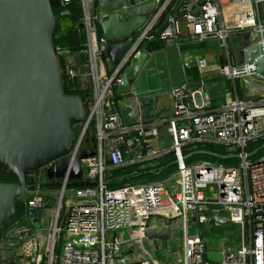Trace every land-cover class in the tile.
<instances>
[{
	"label": "built area",
	"instance_id": "obj_1",
	"mask_svg": "<svg viewBox=\"0 0 264 264\" xmlns=\"http://www.w3.org/2000/svg\"><path fill=\"white\" fill-rule=\"evenodd\" d=\"M154 1L156 14L132 39L111 71H104L109 59H102L101 54L109 40L101 36L96 42L92 20L101 23L109 12L93 15L90 11L92 0H80L88 71L79 74L78 70L69 67L67 74L79 82L86 77L90 93L83 101L86 119L79 127L71 155L75 156L83 149L94 150L93 156L81 159V167L82 179L95 185L70 188L67 172L55 181L60 183L59 187L42 186V178L32 182L36 187L27 191L31 195L27 201L29 208L48 209V198H55L47 237L48 264L53 263V250L57 244L60 245L59 264H156L149 252L143 258L131 257L130 253L145 238L147 222L153 227L158 215L168 217L171 213L183 229L181 264H264V151L252 160L251 156L261 148L252 153L246 148L249 142L264 138V76L255 72L253 64L254 58L264 57V0H230L239 7L240 17L228 27L218 23L219 10L211 0L179 1V18L174 22L168 19L158 37L168 46L177 44L178 38L182 41L183 32L187 43L217 37L221 47L228 51L230 36H248L250 41L241 48L240 64H218L211 69L207 59L201 56L192 62H183L185 68L196 67L199 81L211 75L240 79L245 97L225 92L219 108L211 110V97L203 83L187 92L171 89L176 101L172 116L167 119V131L173 139L170 150L175 171L158 181L108 187L107 171L149 163L161 155L155 144L159 137L158 125L124 121L122 111L111 98L112 88L123 84V72L144 52L142 42L155 37L154 28L169 0ZM252 50L256 52L249 60ZM196 93L198 100L190 104L189 98ZM91 123L93 136L89 134ZM198 143L223 146L225 155L234 156L237 162L231 165L206 161L188 164L183 149ZM44 187L47 191H43ZM209 207L213 215L224 211L229 221L241 230L239 247L222 253L218 262H212L206 255L207 245L200 231H188L186 227L192 212H198L196 222L200 226L210 223L213 217L206 214ZM124 230H135V233L127 237L118 235ZM34 250L35 244L31 242L18 246L16 253L32 256ZM17 261L26 264L28 260ZM0 264L4 263L0 261Z\"/></svg>",
	"mask_w": 264,
	"mask_h": 264
},
{
	"label": "water",
	"instance_id": "obj_2",
	"mask_svg": "<svg viewBox=\"0 0 264 264\" xmlns=\"http://www.w3.org/2000/svg\"><path fill=\"white\" fill-rule=\"evenodd\" d=\"M63 11L69 14L64 0ZM109 12L101 23L95 19V40L105 37L106 44L102 59L107 57L115 66L132 43L144 24L157 12L154 0H92V14ZM122 11V13L120 12ZM124 16L122 17V15ZM167 17L174 22L171 12ZM57 17L53 12L51 0H0V176L17 179V182H0V261L12 264L18 259H26L32 264L40 253L37 233L42 229L41 220L46 209H31L27 201L29 189L36 184L28 183L26 177L35 175L44 169L47 183L42 186L59 187L55 180L64 177L67 172L70 188L95 185L82 179L81 159L94 155L91 148L81 150L72 156L71 150L79 136V127L86 119L83 99L80 95H67L63 91L59 55L79 52L81 62L87 58L86 46L56 50L53 43ZM83 28V23H79ZM180 39L176 43L179 45ZM250 38L245 36L244 44ZM250 52L249 60H252ZM148 60L146 52H141L133 65L122 74L123 84L117 87L119 94L112 88V99L118 109L128 111V118L136 122L141 119L158 118L162 111L151 114L157 108V95L170 90L146 89L138 91L136 80L142 73ZM255 72L264 76V57L253 59ZM225 76L189 82L176 86L184 92L219 80ZM134 86V88H133ZM123 102L122 108L119 103ZM204 144V143H198ZM173 153L169 151L168 154ZM155 160V159H154ZM153 160V161H154ZM147 162L130 164L113 170L136 168L117 180L139 178L146 174H159L165 168L138 167ZM175 165V161L170 166ZM168 177V176H166ZM164 177V178H166ZM161 178V179H164ZM155 180H140L136 183H149ZM18 201L23 203L19 216L16 212ZM198 212L189 214V222H196ZM221 222L220 217H215ZM175 217L157 216L156 226L147 222L144 227L146 239L159 246L160 242L170 238ZM229 222V218L225 219ZM15 223V224H14ZM11 224L14 226L10 227ZM34 242L32 256L17 255V247Z\"/></svg>",
	"mask_w": 264,
	"mask_h": 264
},
{
	"label": "crops",
	"instance_id": "obj_3",
	"mask_svg": "<svg viewBox=\"0 0 264 264\" xmlns=\"http://www.w3.org/2000/svg\"><path fill=\"white\" fill-rule=\"evenodd\" d=\"M178 1L179 0H176V2L175 0H169L167 7L171 4V2L173 3L175 2V5L178 6V3H179ZM211 1L218 7L219 14H218L217 20L219 24L225 27H228L232 25L233 23H235L236 21H238L240 17V9L236 4L232 3L230 0H211ZM90 11L92 12V4L90 5ZM172 16L175 18H179L177 7L174 10V13L172 14ZM66 24L68 25L69 22L65 21L64 26ZM181 38H182V41L180 44H188L185 39V32H183V35ZM155 39L156 38L154 37L153 39H149V40L146 39L142 42L141 47L144 50V52L147 53L148 60L144 66L142 73L140 74V79L143 78L144 74L148 71L146 74V78H145L147 82H146V85H144V87H141L140 89L137 88V90L144 91L146 89L169 88L170 90L159 93L157 95L158 97L157 108L156 110L151 112V114H156L157 112L162 111V108L164 105L168 107V110L163 111L158 118H152V119H141L140 118L138 120V121L154 123L158 125L159 137L157 138L155 144L161 150L160 156H158L154 161H151L143 166L138 167L139 169L165 168V167L170 168L174 166L176 168V164L173 166H170V164L174 162L173 153L168 154V152L171 151L170 149H171L173 139H172V136L167 131V125H168L167 119L172 116L173 104L176 101V98L171 93V89L183 84L185 81V78H187L189 82H195V81H198L199 79L196 67L194 65H191V67H194L197 73V79H194L192 76L187 75L186 68L183 66V62L186 60H189L192 62L195 58H197L198 56H201L207 59L208 65L211 69H214L218 64H227V63H232L234 65L240 64L242 61L241 48L244 45L245 36H243L242 34H235L234 36H230L229 41H228L229 42L228 51L224 50L221 47V41L217 37L216 38L210 37L202 42H195V44H202L201 47H196V48H193L192 50H187L184 52L180 51L179 45L174 44L172 46H168L160 38L159 40L162 42L163 47L158 50H152V48H150V45H151V42ZM151 60L155 61V63L153 64ZM78 61L79 62L81 61L79 52H71L65 55V62L68 65L73 64V63L78 65ZM84 62H86V60ZM112 67L113 65L111 61L109 60L108 62L105 63V66L103 69L104 71H111ZM215 77L216 76L211 75L209 78H215ZM209 78H206V79H209ZM81 79L83 80V82H80L81 85L83 84L85 85L88 81L86 77H82ZM241 83L243 84V82H241L240 79L234 80L230 78H225L224 80H219L216 82L204 84V89L207 90V92L209 93L211 97L210 109L217 110L219 108V106L224 101L223 95L225 92H229L232 96L238 95L239 97L244 98L245 95H244ZM206 86L208 88H206ZM196 87H191L189 88V90L196 88ZM115 93L119 94V91L117 90V88L115 89ZM197 100H198V94L196 93L194 96L190 97L188 101L190 104H193L194 101L196 102ZM119 104L120 105L118 107L122 108L121 106L123 102ZM122 113H123L124 121L126 122L131 121L127 116L128 111L123 110ZM192 149H195V148H192ZM188 156L190 155L188 154ZM168 157L172 159L171 160L172 162H170L169 164L166 163L167 165H164V166L160 165L162 161L160 159H165ZM184 157L186 161V155H184ZM197 161L198 160H195L194 162H197ZM136 169L137 167L132 168V169H126V170H130L132 172ZM153 175H158V174H153ZM144 176L145 175L141 176V178H143L141 180H145ZM43 191H47V188L43 189ZM27 195H30V193L27 192ZM54 207H55V198L51 196L50 198H48V203H47V208L49 211V218H48L49 221L47 220V222H49V224H50V218H51ZM206 214L208 216L213 217L212 218L213 220L207 224V226H209L208 227L209 229L207 228V230L212 229L214 226L225 227L227 226V224L232 223L230 221L229 222L225 221V219L227 218V214L224 211H220L219 213H217V215H213L211 213V208L209 207L208 210L206 211ZM168 217L169 218L173 217L172 213L168 215ZM215 217H220L221 222H217L215 220ZM175 218H176V221L172 225L171 235L168 240L160 242L159 246H157L154 242L146 239L145 237L139 245H136L134 247V251L130 253V256L135 257V258H143L146 255V252H149V253L151 252V249L152 250L160 249L162 253H164L165 258L172 259L173 256H177L179 262L182 263L183 229H182V224L178 222V218L177 217ZM192 222H189V221L187 222V225H186L187 230L188 231H198L199 230L201 235L204 237L203 235V231L205 230L203 229L205 228L204 225L201 224V226L198 228V225H193ZM49 224H47L48 226L46 228L50 226ZM153 227L159 230V228L155 224L153 225ZM133 233H135V230H124V231L118 232V235L120 234V236L122 237L124 236L127 237L128 235H133ZM207 249L208 248H206V255L209 257V259L212 262H218L221 258L222 253L228 251L226 247L225 248L223 247L220 253L216 254L218 253L217 251H214L212 249L213 251L208 253ZM34 251L31 252V254H33ZM48 253L49 252L47 250V242H46V246L44 247L43 252L39 253V257L37 259L36 264H42L43 257H45L46 259L45 261V264H46L47 262L46 256L48 255ZM217 255H220V256H217ZM54 257H55V260H53L52 264H54V262L55 264H59L58 258H57L58 255L57 256L54 255ZM26 264H32V263L30 261H27Z\"/></svg>",
	"mask_w": 264,
	"mask_h": 264
},
{
	"label": "trees",
	"instance_id": "obj_4",
	"mask_svg": "<svg viewBox=\"0 0 264 264\" xmlns=\"http://www.w3.org/2000/svg\"><path fill=\"white\" fill-rule=\"evenodd\" d=\"M180 1V0H179ZM178 1V2H179ZM66 9L69 11V14H61L63 11L61 0H51V5L54 14L57 17V25L54 31L53 36V43L55 48H59L60 50L71 48V47H81L86 42V36L84 29L79 27V23L82 19V8L80 5V0H64ZM176 2V0H175ZM175 2H171V4L166 7L164 12L162 13L157 25L155 26V40L151 42L150 48L152 50H158L163 47L162 42L159 40V31L168 24V17L167 15L171 12V15L174 13V10L176 9ZM177 2V3H178ZM64 23H63V22ZM65 21L69 22V24L65 25ZM181 43V42H180ZM179 48L181 52L192 50L196 47H201L202 44H195V43H188V44H180ZM65 54H60L59 62H60V68H61V78H62V87L63 91L67 95H80L85 102L88 99L89 93H90V83L87 81L85 85H81L78 79L72 80L68 77L67 70L69 67L78 70L79 74H85L88 71L87 63L86 62H79L78 65L73 64H67L65 62ZM187 75L192 76L194 79H197V73L194 69V67L186 68ZM89 134L93 136L94 134V126L91 123ZM197 145V146H196ZM264 138L257 139L249 142L246 146L249 153L255 152L258 149H260L256 154H253L251 156V159L254 160L257 157H259L263 151L264 148ZM195 148V149H192ZM197 149V150H196ZM184 155H186V162L188 164L194 162L195 160L198 161H206L208 163H216L221 165H231L237 162V159L234 156H227L226 150L223 146L219 145H213V144H195V145H188L185 146L183 149ZM202 152V153H201ZM188 154L190 156H188ZM162 160L160 165H167L170 162H172L171 158H165L160 159ZM167 163V164H166ZM142 170V169H140ZM175 171V166L166 168L163 172H161L158 175L148 174L144 176V179L147 180H155V179H161L166 176H169ZM130 170H110L107 171L106 180L108 182L109 188H116L119 186H122L127 183H133L140 181L143 178H136V179H129V180H117V178L130 173ZM26 181L28 183H32L34 179L32 177H26ZM0 182H17V179L10 178V177H3L0 176ZM23 210V204L21 201H18L16 204V212L17 214H20ZM60 245L57 244L53 250L54 255L59 254ZM45 257L42 259V264H45ZM55 264V263H54Z\"/></svg>",
	"mask_w": 264,
	"mask_h": 264
},
{
	"label": "rangeland",
	"instance_id": "obj_5",
	"mask_svg": "<svg viewBox=\"0 0 264 264\" xmlns=\"http://www.w3.org/2000/svg\"><path fill=\"white\" fill-rule=\"evenodd\" d=\"M151 61L153 64L155 63V61H153V60H151ZM147 72L144 74L143 78L140 79V76H139L138 79L136 80L135 85L138 89H140L141 87H144V85H146L147 81L145 78H146ZM206 88H208V87L206 86ZM122 117H123V114H122ZM123 119H124V117H123ZM35 179H37V178H35ZM48 218H49V211H48V209H46V215L41 220L42 229L37 233V236L39 238L40 252H43L44 247L46 246L47 237H48L49 232H50V230H49L50 226L48 228H46L48 226L47 224H49V222H47V220L49 221ZM206 226L207 225L205 224L204 225L205 228H203L205 230L203 231V229H202V231H203L204 239L206 241V245L208 248L207 249L208 253H210L214 250V251L218 252L216 254H219L220 251L223 249V247L224 248L226 247V249H228V251H234L241 244V230H240L239 226H237L236 224L229 223L225 227L214 226L210 230H207V228L209 226H207V227ZM48 246L49 245H47V248H48ZM154 250L155 249H153V250L151 249L150 253L153 255V258L156 261V264H181V262H179L177 256H173V258L171 257L172 259H168V258L164 257V253H162V251L160 249L159 250L156 249L155 251ZM217 256H220V255H217ZM54 260H55V257H54ZM12 264H19V263L16 260ZM46 264H48V257H47Z\"/></svg>",
	"mask_w": 264,
	"mask_h": 264
},
{
	"label": "flooded vegetation",
	"instance_id": "obj_6",
	"mask_svg": "<svg viewBox=\"0 0 264 264\" xmlns=\"http://www.w3.org/2000/svg\"><path fill=\"white\" fill-rule=\"evenodd\" d=\"M29 177H32V179H35V178H40L41 179V181L43 182V183H45V182H47L46 181V174H45V170L44 169H41V170H39L35 175H33V176H29ZM56 181V180H55ZM21 214V213H20ZM20 214H17V216H19ZM15 224V223H14ZM14 224H11L10 225V227H12V226H14Z\"/></svg>",
	"mask_w": 264,
	"mask_h": 264
}]
</instances>
